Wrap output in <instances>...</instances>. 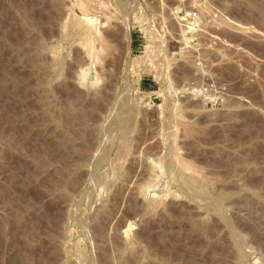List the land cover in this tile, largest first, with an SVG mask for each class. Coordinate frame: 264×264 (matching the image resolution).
<instances>
[{
	"label": "rangeland",
	"instance_id": "obj_1",
	"mask_svg": "<svg viewBox=\"0 0 264 264\" xmlns=\"http://www.w3.org/2000/svg\"><path fill=\"white\" fill-rule=\"evenodd\" d=\"M0 264H264V0H0Z\"/></svg>",
	"mask_w": 264,
	"mask_h": 264
}]
</instances>
